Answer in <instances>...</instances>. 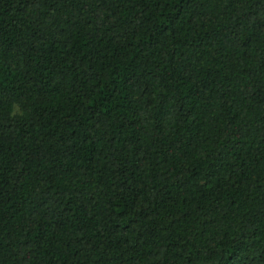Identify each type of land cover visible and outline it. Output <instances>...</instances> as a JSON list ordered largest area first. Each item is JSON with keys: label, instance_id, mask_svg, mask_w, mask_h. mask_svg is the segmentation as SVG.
<instances>
[{"label": "trees", "instance_id": "16d2710c", "mask_svg": "<svg viewBox=\"0 0 264 264\" xmlns=\"http://www.w3.org/2000/svg\"><path fill=\"white\" fill-rule=\"evenodd\" d=\"M0 264H264V0H0Z\"/></svg>", "mask_w": 264, "mask_h": 264}]
</instances>
